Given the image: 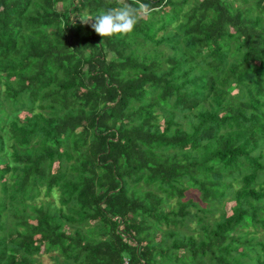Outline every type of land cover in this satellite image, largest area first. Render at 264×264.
I'll return each instance as SVG.
<instances>
[{
    "label": "trees",
    "instance_id": "trees-1",
    "mask_svg": "<svg viewBox=\"0 0 264 264\" xmlns=\"http://www.w3.org/2000/svg\"><path fill=\"white\" fill-rule=\"evenodd\" d=\"M144 2L0 0V264H264V0Z\"/></svg>",
    "mask_w": 264,
    "mask_h": 264
},
{
    "label": "clouds",
    "instance_id": "clouds-1",
    "mask_svg": "<svg viewBox=\"0 0 264 264\" xmlns=\"http://www.w3.org/2000/svg\"><path fill=\"white\" fill-rule=\"evenodd\" d=\"M119 6L101 11L91 21L94 32L104 38L130 35L144 16L150 15L153 8L144 0H117ZM101 43H104L102 41Z\"/></svg>",
    "mask_w": 264,
    "mask_h": 264
},
{
    "label": "rangeland",
    "instance_id": "rangeland-1",
    "mask_svg": "<svg viewBox=\"0 0 264 264\" xmlns=\"http://www.w3.org/2000/svg\"><path fill=\"white\" fill-rule=\"evenodd\" d=\"M57 205H59V204H57ZM231 206H232V203H229L227 205L228 211L230 210ZM53 255L54 254H42L39 257V260L41 261L42 264H55V261L53 259Z\"/></svg>",
    "mask_w": 264,
    "mask_h": 264
},
{
    "label": "built area",
    "instance_id": "built-area-1",
    "mask_svg": "<svg viewBox=\"0 0 264 264\" xmlns=\"http://www.w3.org/2000/svg\"><path fill=\"white\" fill-rule=\"evenodd\" d=\"M125 264H128V261H126Z\"/></svg>",
    "mask_w": 264,
    "mask_h": 264
}]
</instances>
